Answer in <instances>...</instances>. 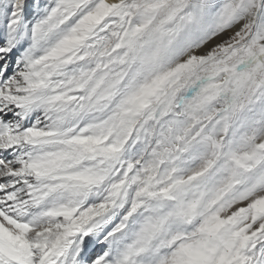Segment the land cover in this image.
<instances>
[{
	"label": "snow or ice",
	"instance_id": "snow-or-ice-1",
	"mask_svg": "<svg viewBox=\"0 0 264 264\" xmlns=\"http://www.w3.org/2000/svg\"><path fill=\"white\" fill-rule=\"evenodd\" d=\"M0 264H264V0H0Z\"/></svg>",
	"mask_w": 264,
	"mask_h": 264
}]
</instances>
